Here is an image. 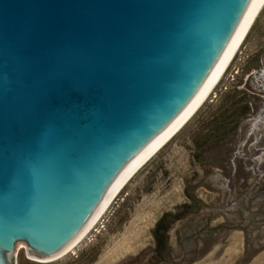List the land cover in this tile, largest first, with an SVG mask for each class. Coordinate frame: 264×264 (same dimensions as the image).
Here are the masks:
<instances>
[{
    "label": "water",
    "instance_id": "95a60500",
    "mask_svg": "<svg viewBox=\"0 0 264 264\" xmlns=\"http://www.w3.org/2000/svg\"><path fill=\"white\" fill-rule=\"evenodd\" d=\"M253 0H0V264L74 239L188 106Z\"/></svg>",
    "mask_w": 264,
    "mask_h": 264
},
{
    "label": "rangeland",
    "instance_id": "374dc122",
    "mask_svg": "<svg viewBox=\"0 0 264 264\" xmlns=\"http://www.w3.org/2000/svg\"><path fill=\"white\" fill-rule=\"evenodd\" d=\"M15 264H264V9L212 96L95 229L50 262L22 245Z\"/></svg>",
    "mask_w": 264,
    "mask_h": 264
},
{
    "label": "bare ground",
    "instance_id": "6f19581e",
    "mask_svg": "<svg viewBox=\"0 0 264 264\" xmlns=\"http://www.w3.org/2000/svg\"><path fill=\"white\" fill-rule=\"evenodd\" d=\"M263 9L264 0L252 1L228 47L219 59L210 76L207 78L205 83L202 85L198 93L184 109V111L153 141H151L138 155H136L113 180V182L91 213L90 217L76 234L71 243L57 256L49 259L36 258L38 261L50 262L63 256L67 252L74 250L78 246V244L92 230L95 229V227L99 224L107 211L110 209L116 198L132 181L136 174L144 167V165L147 164L148 161H151L152 158L156 156V154L160 152V150H162V148H164V146H166V144L169 143L182 130V128L193 118V116L204 105V103L212 96V94L215 92L218 85L224 78L225 74L229 70L238 51L243 45L246 37L248 36ZM22 245L23 244H19L17 246V249L22 247Z\"/></svg>",
    "mask_w": 264,
    "mask_h": 264
},
{
    "label": "trees",
    "instance_id": "16d2710c",
    "mask_svg": "<svg viewBox=\"0 0 264 264\" xmlns=\"http://www.w3.org/2000/svg\"><path fill=\"white\" fill-rule=\"evenodd\" d=\"M167 216V214H165L159 221H158V224H157V226H156V229H155V231H154V236H155V238H156V241H157V246H158V248L160 249L161 247H162V245H163V240H162V238H161V236L163 235V234H166V231L164 232H162L161 231V229H162V224H163V221H164V219H165V217Z\"/></svg>",
    "mask_w": 264,
    "mask_h": 264
}]
</instances>
